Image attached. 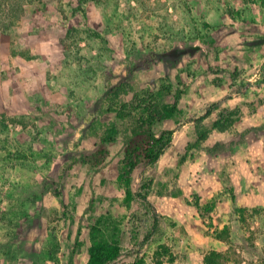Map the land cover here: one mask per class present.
I'll return each mask as SVG.
<instances>
[{
  "label": "rangeland",
  "instance_id": "374dc122",
  "mask_svg": "<svg viewBox=\"0 0 264 264\" xmlns=\"http://www.w3.org/2000/svg\"><path fill=\"white\" fill-rule=\"evenodd\" d=\"M119 83L131 87L112 99ZM147 93L178 100L157 124L176 131L133 175L149 204L128 205L115 164L132 122L116 107ZM236 109L234 126L213 128ZM112 123L110 162L95 171L82 159ZM99 220L120 233L112 264H206L213 251L264 264V0L34 1L0 37V264H67L79 223L82 264Z\"/></svg>",
  "mask_w": 264,
  "mask_h": 264
},
{
  "label": "trees",
  "instance_id": "16d2710c",
  "mask_svg": "<svg viewBox=\"0 0 264 264\" xmlns=\"http://www.w3.org/2000/svg\"><path fill=\"white\" fill-rule=\"evenodd\" d=\"M34 1L43 0H0V37L9 32L11 26L17 24L25 14L27 5ZM131 87L128 83H119L111 90V97L119 98L123 93H127ZM161 96V95H160ZM132 101L121 102L116 107L118 116L122 119L129 118L132 122L130 132L126 135L121 159L115 164L116 179L119 187L124 193L125 201L128 205L136 196L149 204L145 186L136 192L132 188L133 175L138 168H147L154 165L170 147L176 129L158 128L157 124L164 120L174 118L178 112V100L173 104L160 101L157 97H152L150 93L145 97ZM222 101L211 104L203 115L194 119L198 138L190 147H198L207 138V133L202 129L203 121L215 110L219 109ZM241 110L236 109L226 113L220 112L219 117L214 121L213 128L221 132L229 130L240 120ZM119 133L118 126L112 123L99 138L93 151L83 157V161L95 171L106 167L110 162V144L117 139ZM93 198L88 210H91ZM245 209H241L243 212ZM242 216V215H241ZM244 218V217H243ZM116 228V226H115ZM82 224L79 223L75 234V244L72 249L67 264H76L74 256L81 243ZM222 238V235H219ZM90 245L87 247V258L82 264H112L122 255V245L120 233L114 232L108 237L106 229L101 221L91 225L88 232ZM149 236L140 245L147 242ZM215 254L207 255L205 263L223 264V254L220 251L211 252ZM217 256V257H216ZM142 259H137L134 264H142ZM225 262V260H224ZM227 262V261H226Z\"/></svg>",
  "mask_w": 264,
  "mask_h": 264
}]
</instances>
